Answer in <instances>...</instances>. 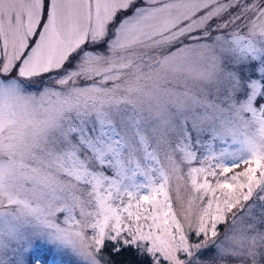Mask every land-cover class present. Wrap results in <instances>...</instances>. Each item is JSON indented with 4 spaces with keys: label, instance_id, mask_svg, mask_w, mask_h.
<instances>
[{
    "label": "snow or ice",
    "instance_id": "6c2138e0",
    "mask_svg": "<svg viewBox=\"0 0 264 264\" xmlns=\"http://www.w3.org/2000/svg\"><path fill=\"white\" fill-rule=\"evenodd\" d=\"M0 264H264V0H0Z\"/></svg>",
    "mask_w": 264,
    "mask_h": 264
},
{
    "label": "rangeland",
    "instance_id": "374dc122",
    "mask_svg": "<svg viewBox=\"0 0 264 264\" xmlns=\"http://www.w3.org/2000/svg\"><path fill=\"white\" fill-rule=\"evenodd\" d=\"M182 192H183V190H182ZM173 195H175V193H173Z\"/></svg>",
    "mask_w": 264,
    "mask_h": 264
}]
</instances>
